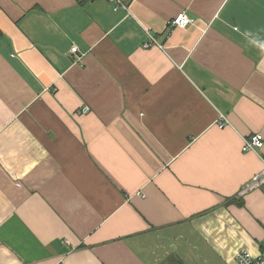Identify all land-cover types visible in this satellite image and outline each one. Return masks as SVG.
<instances>
[{
  "label": "crops",
  "instance_id": "crops-1",
  "mask_svg": "<svg viewBox=\"0 0 264 264\" xmlns=\"http://www.w3.org/2000/svg\"><path fill=\"white\" fill-rule=\"evenodd\" d=\"M127 4L0 0V264L264 253V0Z\"/></svg>",
  "mask_w": 264,
  "mask_h": 264
},
{
  "label": "built area",
  "instance_id": "built-area-1",
  "mask_svg": "<svg viewBox=\"0 0 264 264\" xmlns=\"http://www.w3.org/2000/svg\"><path fill=\"white\" fill-rule=\"evenodd\" d=\"M112 5L113 11H118V10H123V11H128L129 5L128 0H106ZM193 21L192 19L186 15L185 13H179L176 15L174 19L169 21L168 27L172 28H179V29H185L192 25ZM149 42L143 45V47L149 48L152 47L154 44V40L148 35ZM77 53V48L72 47L69 51L70 55H75ZM89 109L86 107L83 109V114L87 113ZM218 126H224L223 122H218ZM263 146V139L262 136L259 134H255L251 137H248L244 139L243 145H242V152H249L253 151L256 148H261ZM264 185V171L259 172L256 174L252 181L250 182L249 187L250 188H257L259 186ZM236 261L237 264H263L264 263V253L260 256L254 257L251 254L247 252H239L236 255Z\"/></svg>",
  "mask_w": 264,
  "mask_h": 264
},
{
  "label": "rangeland",
  "instance_id": "rangeland-1",
  "mask_svg": "<svg viewBox=\"0 0 264 264\" xmlns=\"http://www.w3.org/2000/svg\"><path fill=\"white\" fill-rule=\"evenodd\" d=\"M118 11H123V10H118ZM114 12H117V11H114ZM78 52V51H77ZM75 57H76V59L77 60H80V58H79V56L77 55V53L75 54ZM80 113H82L83 114V110H81V112ZM86 114V113H85ZM223 122V121H222ZM224 123V122H223ZM221 127H223V126H221ZM264 185H262V186H259V187H263ZM259 187H257V188H259ZM264 264V263H263Z\"/></svg>",
  "mask_w": 264,
  "mask_h": 264
}]
</instances>
